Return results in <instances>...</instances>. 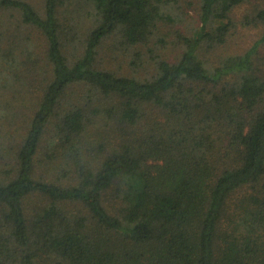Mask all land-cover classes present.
<instances>
[{
	"label": "trees",
	"instance_id": "1",
	"mask_svg": "<svg viewBox=\"0 0 264 264\" xmlns=\"http://www.w3.org/2000/svg\"><path fill=\"white\" fill-rule=\"evenodd\" d=\"M263 47L264 0H0V264H264Z\"/></svg>",
	"mask_w": 264,
	"mask_h": 264
},
{
	"label": "rangeland",
	"instance_id": "2",
	"mask_svg": "<svg viewBox=\"0 0 264 264\" xmlns=\"http://www.w3.org/2000/svg\"><path fill=\"white\" fill-rule=\"evenodd\" d=\"M249 8H250V6L248 4L240 6L239 8H237L234 11L233 16L236 19L240 20L241 18L244 17L245 12ZM189 11H190V17H191V19H189V22L197 24L198 23V14L196 13V11L192 7L189 8ZM258 35H259L258 29H256V28L244 30L243 35H241L238 39H233L230 42V45H229L230 50L229 51L233 53L237 50H240V49H243V48H246V47L252 45L254 43V41L257 40ZM262 50L264 51V47L262 48ZM178 51L179 50L174 49L172 46H170V54L171 55L177 54ZM172 53H174V54H172ZM103 55H105V54H103ZM147 69L150 70L148 66H147ZM4 92L5 91H3V94H4ZM45 136H46V138L51 136L50 130H48V133H46Z\"/></svg>",
	"mask_w": 264,
	"mask_h": 264
}]
</instances>
